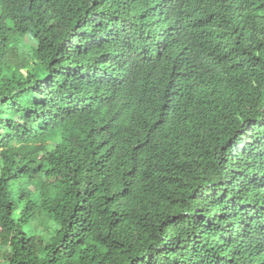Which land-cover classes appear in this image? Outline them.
<instances>
[{
  "label": "trees",
  "instance_id": "trees-1",
  "mask_svg": "<svg viewBox=\"0 0 264 264\" xmlns=\"http://www.w3.org/2000/svg\"><path fill=\"white\" fill-rule=\"evenodd\" d=\"M0 264H264V0H0Z\"/></svg>",
  "mask_w": 264,
  "mask_h": 264
},
{
  "label": "rangeland",
  "instance_id": "rangeland-1",
  "mask_svg": "<svg viewBox=\"0 0 264 264\" xmlns=\"http://www.w3.org/2000/svg\"><path fill=\"white\" fill-rule=\"evenodd\" d=\"M23 42L25 43L23 49L25 48L27 50L29 45H33L34 44V39L32 37H30V36H26L23 39Z\"/></svg>",
  "mask_w": 264,
  "mask_h": 264
}]
</instances>
